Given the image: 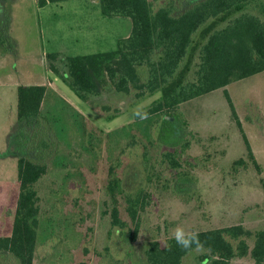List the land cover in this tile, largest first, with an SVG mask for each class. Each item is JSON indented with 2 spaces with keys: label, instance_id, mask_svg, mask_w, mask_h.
I'll list each match as a JSON object with an SVG mask.
<instances>
[{
  "label": "rangeland",
  "instance_id": "rangeland-1",
  "mask_svg": "<svg viewBox=\"0 0 264 264\" xmlns=\"http://www.w3.org/2000/svg\"><path fill=\"white\" fill-rule=\"evenodd\" d=\"M164 3L153 5L158 9ZM177 5L184 10L189 4ZM1 11L9 19L11 42L0 44V236H10L13 230L20 194L19 156L31 155L34 148L24 152L32 142L27 144L19 133L18 87L49 83L104 133L80 130L66 104L56 101L57 95L47 98L46 114L60 115L56 111H62L66 116L61 129L56 127L61 147L51 163L52 176L57 181L52 183L46 178L40 184L43 206L50 201L56 211L41 219L35 264H125L129 259L135 264H147L145 250L149 242L172 237L177 226L194 232L239 224L252 230L264 229V72L226 87L259 166L248 158L247 145L225 89L184 103L178 115L187 125L185 131L176 125L172 140L180 143L190 138L192 145L187 155L195 167L186 165L181 179L161 163L159 154L148 165L142 146L129 153L125 168L127 189L143 186L153 200L141 218L136 240L116 232L110 238V226L102 215L108 198L104 166L120 154L133 128L146 138L154 135L163 144L165 123L151 132L156 117L137 121L134 116V111L146 109L160 94L136 102L109 85L103 94L84 102L56 79L49 69L47 54L77 56L115 50L119 40L130 35L132 20L103 15L100 0H68L45 7H39L37 0H0ZM104 105L112 108L110 118L99 113ZM116 109L121 112L113 116ZM241 158L248 167L235 169L234 163ZM152 169L154 173L148 176ZM84 171L98 175L87 178ZM78 197L84 200V208L76 209ZM87 224L94 228L85 240L82 230ZM204 254L203 250L191 253L185 264H202ZM236 263L251 264V260L243 258Z\"/></svg>",
  "mask_w": 264,
  "mask_h": 264
},
{
  "label": "trees",
  "instance_id": "trees-1",
  "mask_svg": "<svg viewBox=\"0 0 264 264\" xmlns=\"http://www.w3.org/2000/svg\"><path fill=\"white\" fill-rule=\"evenodd\" d=\"M65 1L68 0H37V5L45 7L49 3ZM158 1L165 3L156 9L153 2ZM100 3L105 16L131 18L130 36L119 40L117 49L112 51L77 56L57 52L47 54V59L52 73L84 102L103 94L109 85L136 102L160 94L142 111L148 113L147 119L156 117L151 132L155 126L166 124L162 127L163 144L154 135L146 138L133 128L130 140L120 154L104 166V188L108 198L104 200L102 215L110 226L109 236L111 238L116 232L136 240L142 227L141 218L153 199L143 186L127 189L128 154L142 146L148 165L152 164V157L157 160L159 154L161 163L168 165L174 177L178 175L182 179V169L186 165L195 167L187 155L192 145L190 138L182 139L180 143L172 140L177 130L175 126L185 131L187 125L178 115L184 103L225 89L233 118L247 145L248 158L259 166L226 87L264 72V0H100ZM177 3L189 5L183 10ZM10 42L9 19L1 11L0 44L4 46ZM6 49L11 48L6 46ZM56 95V101L60 104L62 100L66 104L80 130L87 134L104 133L50 86L18 87L19 133L23 140L26 138L27 144L32 142L24 152L34 148L31 155L23 153L18 159L20 194L13 230L10 236H0L3 264H35L41 219L56 211L50 201L43 206L44 196L40 190L44 179L52 183L57 181L52 176L51 163L61 147L56 129H61L66 114L44 112L47 98ZM111 110L110 106L104 105L99 108V113L110 118ZM120 112L116 109L113 116ZM171 117H175V121ZM153 151L155 155L152 156ZM240 167H248L244 158L234 163L235 169ZM153 171H148V176ZM84 173L87 178L98 175ZM75 206L76 209L84 208V200L76 198ZM93 228L87 224L82 230L85 240ZM196 233L203 244L199 250L205 253L202 264H237L236 260L243 258L250 259L251 264H264V229L252 230L239 224ZM105 249L108 253V246ZM195 251L198 250L181 249L172 237L153 238L145 250V258L147 264H185L187 257ZM125 264L135 263L129 259Z\"/></svg>",
  "mask_w": 264,
  "mask_h": 264
},
{
  "label": "clouds",
  "instance_id": "clouds-1",
  "mask_svg": "<svg viewBox=\"0 0 264 264\" xmlns=\"http://www.w3.org/2000/svg\"><path fill=\"white\" fill-rule=\"evenodd\" d=\"M134 116L145 120L148 118V113L142 110L134 111ZM176 244L183 250H199L203 247L199 239V234L194 231H186L183 227L177 226L171 233Z\"/></svg>",
  "mask_w": 264,
  "mask_h": 264
},
{
  "label": "crops",
  "instance_id": "crops-1",
  "mask_svg": "<svg viewBox=\"0 0 264 264\" xmlns=\"http://www.w3.org/2000/svg\"><path fill=\"white\" fill-rule=\"evenodd\" d=\"M132 32V31H131ZM131 34V33H130ZM130 36V35H129ZM128 36V37H129ZM61 53V52H60ZM51 71V70H50ZM52 72V71H51ZM54 76L56 77V79H59V80H61L59 77H57L55 74H54ZM62 81V80H61ZM67 85V84H66ZM46 86H50L51 88H53L55 91H57L55 88H54V86H53V84L52 83H49L48 85H46ZM57 93H59L58 91H57ZM60 94V93H59ZM61 95V94H60ZM62 96V95H61ZM63 97V96H62ZM66 101H68L65 97H63ZM69 102V101H68ZM70 103V102H69ZM71 105H73L72 103H70ZM74 106V105H73ZM75 107V106H74ZM75 108H77V107H75ZM78 109V108H77ZM79 110V109H78ZM87 117V116H86Z\"/></svg>",
  "mask_w": 264,
  "mask_h": 264
},
{
  "label": "water",
  "instance_id": "water-1",
  "mask_svg": "<svg viewBox=\"0 0 264 264\" xmlns=\"http://www.w3.org/2000/svg\"><path fill=\"white\" fill-rule=\"evenodd\" d=\"M171 119H173V117H171Z\"/></svg>",
  "mask_w": 264,
  "mask_h": 264
}]
</instances>
